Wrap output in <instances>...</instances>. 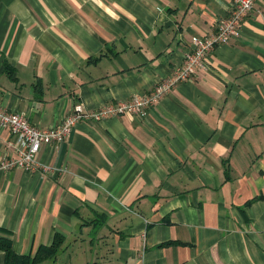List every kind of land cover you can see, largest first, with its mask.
Listing matches in <instances>:
<instances>
[{
  "label": "crops",
  "instance_id": "0c3cea01",
  "mask_svg": "<svg viewBox=\"0 0 264 264\" xmlns=\"http://www.w3.org/2000/svg\"><path fill=\"white\" fill-rule=\"evenodd\" d=\"M232 0H0V107L42 129L150 92ZM142 117L82 121L0 171V242L36 264H264V0ZM0 127V164L17 157ZM6 252L0 248V264Z\"/></svg>",
  "mask_w": 264,
  "mask_h": 264
},
{
  "label": "built area",
  "instance_id": "2783aa9c",
  "mask_svg": "<svg viewBox=\"0 0 264 264\" xmlns=\"http://www.w3.org/2000/svg\"><path fill=\"white\" fill-rule=\"evenodd\" d=\"M258 0H232L231 10L218 24L217 31L209 36L197 38L193 48L186 53L183 63L167 78L159 81L147 94L134 95L130 99L105 104L95 111L84 110L80 105L58 125L42 129L31 124L24 114L0 107V127L8 128L17 138V157L4 159L0 171L23 169L33 173L39 169L36 155L44 144L58 147L82 121H103L121 115L142 117L176 87L193 79L205 67L206 59L219 45L236 40L241 35L243 22L255 8Z\"/></svg>",
  "mask_w": 264,
  "mask_h": 264
},
{
  "label": "trees",
  "instance_id": "16d2710c",
  "mask_svg": "<svg viewBox=\"0 0 264 264\" xmlns=\"http://www.w3.org/2000/svg\"><path fill=\"white\" fill-rule=\"evenodd\" d=\"M0 248L6 252V263L5 264H36L40 260L45 258H51L55 255L56 245L54 244L51 248H42L35 257L30 256H19L12 248L10 241H1Z\"/></svg>",
  "mask_w": 264,
  "mask_h": 264
}]
</instances>
